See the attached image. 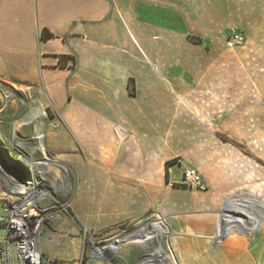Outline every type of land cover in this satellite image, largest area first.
Returning <instances> with one entry per match:
<instances>
[{
	"label": "crops",
	"instance_id": "crops-1",
	"mask_svg": "<svg viewBox=\"0 0 264 264\" xmlns=\"http://www.w3.org/2000/svg\"><path fill=\"white\" fill-rule=\"evenodd\" d=\"M229 30L244 47L226 46ZM245 47L264 53V0H0V82L29 88L37 157L71 170L52 173L70 212L40 239L48 264H107L82 256V226L101 242L149 211L181 209L174 181L200 164L213 104L224 103L215 89L245 79L230 62L245 61ZM195 195L184 203L198 206Z\"/></svg>",
	"mask_w": 264,
	"mask_h": 264
},
{
	"label": "rangeland",
	"instance_id": "rangeland-1",
	"mask_svg": "<svg viewBox=\"0 0 264 264\" xmlns=\"http://www.w3.org/2000/svg\"><path fill=\"white\" fill-rule=\"evenodd\" d=\"M231 10L237 14L236 7L231 8ZM246 11L247 14L253 15V8L247 7ZM248 26L252 29L254 24ZM232 31L229 30L227 36ZM244 46L245 42L237 47ZM245 48L247 50L245 61L239 60L238 56L240 54L238 56L234 54L235 56L230 61L236 64L243 62V67L246 70L245 79L239 81V84L235 83V86L232 84L228 89H215L217 94H214V96L216 97L218 96V91L223 90L222 99L224 103L215 102L213 104L214 117L211 122L213 123L214 133L204 138L201 151L198 152L201 158L199 159L200 164L196 167L203 178L204 188L181 186L185 189L181 196V199H183L182 210H174L181 212L177 217L169 216L165 219L164 223L168 228V233L160 237L165 244L170 242L173 236L176 237V243L182 241L181 238H184L185 230L183 228L185 226L191 227L193 231V211L200 214L201 210L211 208L208 206H218L215 203L217 198L222 197L223 200L226 195H235L247 199V193H257L255 192V187L259 186H261L264 194V180H259L260 175L254 176V178L245 176L246 171L254 166L264 172V53L260 55V50L258 49ZM236 53L238 54V52ZM32 98H34V95L29 88L0 82V107H2L0 110L1 199L12 184V176L5 165L18 167L12 160L15 159L14 156L17 153L11 151V149L14 147L16 150L20 148L28 150L34 143V139L29 138L27 134L40 122V118L32 117L34 115V109L30 106ZM226 98L229 99V104H226ZM56 169L59 170L57 167ZM262 178H264V175H262ZM45 184L50 186L53 192L56 189L57 197L61 203L69 201V198L63 194L64 183L62 181L57 180L54 184L46 181ZM197 192L205 199L203 200L204 203H198V206L184 203L186 200H192L193 194ZM258 196L264 199V195ZM167 210V207L164 209L160 207L155 211H149L144 219L153 217L157 213L162 214ZM187 211L191 213L188 214L189 212ZM138 224L136 223L129 227L126 232L134 230ZM150 228L148 227V229ZM201 232V230H197V233L201 234ZM5 234L6 230L0 228V235ZM253 236L249 235L248 239L252 240ZM255 236V238L260 237L259 235ZM106 240L108 239H104L101 242L95 240V242L102 243ZM87 244L89 245V243ZM129 247L127 254L125 253L120 257L117 255L118 257H113L110 262L113 264H137L146 254L155 249L154 244L148 246L147 249H142L135 245H130ZM185 261L187 262L186 264H189L190 258L186 257L184 263Z\"/></svg>",
	"mask_w": 264,
	"mask_h": 264
},
{
	"label": "bare ground",
	"instance_id": "bare-ground-1",
	"mask_svg": "<svg viewBox=\"0 0 264 264\" xmlns=\"http://www.w3.org/2000/svg\"><path fill=\"white\" fill-rule=\"evenodd\" d=\"M36 136L43 134L39 133ZM14 158L13 162L24 171L25 175L21 180H16L10 174L12 184L2 199L24 196L32 184H37L39 188H47L45 177H40V171H32V167L18 154H15ZM56 167L59 170L64 169V165L60 162H56ZM246 173L254 177L263 172L249 168ZM255 192L257 193H247L246 198L249 201L239 196L226 195L223 200L222 197L217 198L215 203L218 206H208L211 208L201 210L200 214L193 211V231L191 227L185 226L184 238L178 243L174 236L166 244L160 239L168 233L165 219L169 216L177 217L181 213L165 211L141 219L134 230L120 235L117 241L96 246L95 250L102 252L104 248L115 246L119 249L117 255L123 256L125 251L128 252L130 245L147 249L154 244L155 249L137 264H186V261L184 263L186 257L190 258L189 264H264V199L258 196L264 194L261 186L255 187ZM194 197L197 204L204 203L205 199L202 195ZM148 227L152 228L148 229ZM197 230H201V234L197 233ZM24 231L25 221L22 219L6 222L8 235H19ZM249 235H254L252 240L248 239ZM255 235L260 237L255 238ZM108 264L113 263L108 261Z\"/></svg>",
	"mask_w": 264,
	"mask_h": 264
},
{
	"label": "built area",
	"instance_id": "built-area-1",
	"mask_svg": "<svg viewBox=\"0 0 264 264\" xmlns=\"http://www.w3.org/2000/svg\"><path fill=\"white\" fill-rule=\"evenodd\" d=\"M244 41L243 33L232 31L227 36L225 43L228 48H234L242 45ZM116 130L118 133L123 132L119 127ZM42 148L43 136H36L35 133L33 146L28 150L20 148L15 153L32 167V171H40V177H45V181L54 184L58 179L53 177V169H56V162L61 161L55 155L37 157V153ZM177 162L180 163L181 161L178 159ZM58 171L62 174L68 172L69 166L66 165V170ZM174 183L204 188L200 172L191 166H184L179 179ZM52 190L50 186L39 188L37 184H32L24 196L1 199L0 228L6 230L8 220L22 219L25 221V231L19 235H8L7 233L0 235V264H48L40 246V239L48 223H55L60 219L62 213L70 212V202L67 200L61 203L57 197L56 189L54 192ZM81 232L84 241L82 256L89 260L104 259L107 263L111 261L113 256H117L119 249L112 246L111 248H104L102 252H97L96 246L117 241L120 235L127 233L124 231L110 237L105 242L96 243L87 227L82 226Z\"/></svg>",
	"mask_w": 264,
	"mask_h": 264
},
{
	"label": "water",
	"instance_id": "water-1",
	"mask_svg": "<svg viewBox=\"0 0 264 264\" xmlns=\"http://www.w3.org/2000/svg\"><path fill=\"white\" fill-rule=\"evenodd\" d=\"M9 173L13 176L16 180H21L22 177L25 175L24 171L17 167V166H6Z\"/></svg>",
	"mask_w": 264,
	"mask_h": 264
},
{
	"label": "trees",
	"instance_id": "trees-1",
	"mask_svg": "<svg viewBox=\"0 0 264 264\" xmlns=\"http://www.w3.org/2000/svg\"><path fill=\"white\" fill-rule=\"evenodd\" d=\"M45 30V31H44ZM41 33V37L44 38V39H48L50 37H53V33H50V32H46V29H44ZM13 160V159H12ZM170 163V161L167 162V164Z\"/></svg>",
	"mask_w": 264,
	"mask_h": 264
}]
</instances>
